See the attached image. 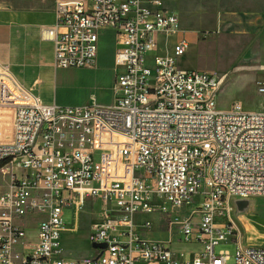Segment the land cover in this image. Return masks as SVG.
Masks as SVG:
<instances>
[{"label":"built area","instance_id":"1","mask_svg":"<svg viewBox=\"0 0 264 264\" xmlns=\"http://www.w3.org/2000/svg\"><path fill=\"white\" fill-rule=\"evenodd\" d=\"M56 17L44 30L56 70L93 67L114 34L113 99L46 103L0 63V173L10 176L0 264H228L221 243L235 244L234 264H264V246L243 245L232 216L236 200L264 196V111L220 109L217 74L178 66L190 47L183 32L172 55H149L180 24L164 0H58ZM257 90L264 96V84ZM76 191L113 201L117 213L91 224V242L107 247L73 260L60 239ZM156 208L184 214V240L203 251L181 259L144 240L135 216Z\"/></svg>","mask_w":264,"mask_h":264},{"label":"rangeland","instance_id":"2","mask_svg":"<svg viewBox=\"0 0 264 264\" xmlns=\"http://www.w3.org/2000/svg\"><path fill=\"white\" fill-rule=\"evenodd\" d=\"M164 4L178 11L180 30L161 36L155 51L149 55H171L183 32L190 47L178 58V66L217 74L221 81L217 98L220 109L228 110L232 104L239 102L245 110L264 111V96L257 90L259 84H264V0H164ZM52 5L48 13L50 16L57 10L55 2ZM111 35L114 36L109 33V37L105 36L101 42L93 67L59 69L55 72L54 81L46 74L29 76L41 79L38 84H33L35 91L48 102L61 105H80L91 101L100 105L110 104L115 77V46ZM39 46L43 50L42 58L46 59L48 44L39 41ZM0 63L15 75L9 65ZM47 71L51 68L44 73ZM9 180V175L0 173V185H7ZM198 199L195 198L197 202ZM249 201V206L242 212L234 206L232 216L240 227L243 245L264 246V196H254ZM156 203L159 207L163 206L162 200ZM194 207L192 205L188 210ZM107 209L117 213L113 201L104 202L88 191L73 194V202L65 205L64 210L66 224L60 239L63 256L76 260L95 253L89 238L91 224L104 217ZM183 216L173 210L156 208L154 212H138L135 223L144 240L166 242L179 258L190 259L204 248L201 242L184 240L181 231ZM146 221L150 224L144 225ZM197 221L195 216L193 223ZM29 235L33 239L36 231L31 230ZM215 249L217 253L229 251L231 259L228 264H234L235 244L221 243Z\"/></svg>","mask_w":264,"mask_h":264},{"label":"crops","instance_id":"3","mask_svg":"<svg viewBox=\"0 0 264 264\" xmlns=\"http://www.w3.org/2000/svg\"><path fill=\"white\" fill-rule=\"evenodd\" d=\"M57 1L0 0V61L9 65L20 82L33 90L46 103L50 102L34 89L41 79L37 77L31 79L29 76H35L37 73H40L41 76L46 74L49 79L54 81V75L57 71L54 67V43L44 37V30L56 24V12L53 16L48 13H50V8L53 6L52 3L55 2V5H57ZM168 9L178 13L175 9ZM109 33L112 32H107L102 41ZM111 38L115 46V37L111 35ZM39 41L48 44L47 50L50 55L48 53L46 59L42 58L43 50L39 46ZM113 55H115V47ZM49 67L51 71L44 73ZM7 187L0 185V192L3 193Z\"/></svg>","mask_w":264,"mask_h":264},{"label":"water","instance_id":"4","mask_svg":"<svg viewBox=\"0 0 264 264\" xmlns=\"http://www.w3.org/2000/svg\"><path fill=\"white\" fill-rule=\"evenodd\" d=\"M249 203H250V201L248 199H238V200H236V206H237L238 212L244 211L249 206ZM173 210L174 211H178L179 208L176 206ZM92 247L94 249H96V248H106L107 247V243H92Z\"/></svg>","mask_w":264,"mask_h":264},{"label":"bare ground","instance_id":"5","mask_svg":"<svg viewBox=\"0 0 264 264\" xmlns=\"http://www.w3.org/2000/svg\"><path fill=\"white\" fill-rule=\"evenodd\" d=\"M179 30H180V24H179V27L175 30V33H177Z\"/></svg>","mask_w":264,"mask_h":264},{"label":"trees","instance_id":"6","mask_svg":"<svg viewBox=\"0 0 264 264\" xmlns=\"http://www.w3.org/2000/svg\"><path fill=\"white\" fill-rule=\"evenodd\" d=\"M3 163H5V161L3 162ZM2 163H0V165H1ZM9 182H10V180H9ZM9 184V183H8ZM8 184L7 185H5L4 187H7L8 186ZM6 190V189H5ZM2 192V191H1ZM0 192V193H1ZM4 192V191H3ZM2 194V193H1Z\"/></svg>","mask_w":264,"mask_h":264}]
</instances>
